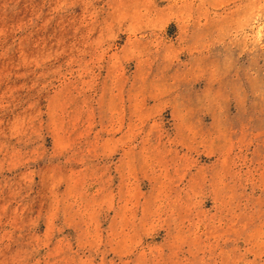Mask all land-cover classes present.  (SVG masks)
Here are the masks:
<instances>
[{
	"label": "rangeland",
	"instance_id": "1",
	"mask_svg": "<svg viewBox=\"0 0 264 264\" xmlns=\"http://www.w3.org/2000/svg\"><path fill=\"white\" fill-rule=\"evenodd\" d=\"M0 264H264V0H0Z\"/></svg>",
	"mask_w": 264,
	"mask_h": 264
}]
</instances>
